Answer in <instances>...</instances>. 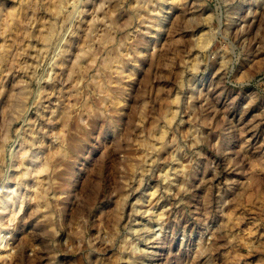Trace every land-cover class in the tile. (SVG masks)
I'll list each match as a JSON object with an SVG mask.
<instances>
[{"label":"rangeland","instance_id":"obj_1","mask_svg":"<svg viewBox=\"0 0 264 264\" xmlns=\"http://www.w3.org/2000/svg\"><path fill=\"white\" fill-rule=\"evenodd\" d=\"M1 203L0 264H264V0H0Z\"/></svg>","mask_w":264,"mask_h":264},{"label":"bare ground","instance_id":"obj_2","mask_svg":"<svg viewBox=\"0 0 264 264\" xmlns=\"http://www.w3.org/2000/svg\"><path fill=\"white\" fill-rule=\"evenodd\" d=\"M62 1H63V0H62ZM57 2H58V0H57ZM65 2H66V1H65ZM65 2H64V3H65ZM54 3H55V2H54ZM50 4H51V3H50ZM55 4H56V3H55ZM55 4H54V5H55ZM58 4H60V2H59ZM52 5H53V4H52ZM65 5H66V4H65ZM65 5H64V6H65ZM53 9H54V8H53ZM53 9H52V11H54ZM49 10H50V9H49ZM50 12H51V11H50ZM61 12H62V4H61V7H60V6L55 7V12H54V13H56V14L58 15V14H61ZM12 14H13V13H11V15H12ZM63 15H64V14H63ZM39 23H40V22H39ZM37 25H38V24H37ZM48 30H49V29H48ZM52 31H53V28L51 27L49 33H47V34L45 35V37H44V36H43V37L50 41L51 38H52L51 35L53 36ZM55 32H56V31H55ZM45 33H46V32H45ZM55 34H56V33H55ZM50 37H51V38H50ZM46 42H48V41H46ZM106 59H107V58H106ZM106 59H105V60H106ZM112 59H114V58H112ZM108 60H109V59H108ZM116 60H117V59H116ZM116 60H115V61H116ZM111 61H112V60H111ZM111 61H110V62H111ZM110 62H109V63H110ZM113 65H114V64H113ZM106 67H107V66H106ZM115 67H116V66H115ZM103 69H105V68H103ZM110 69H112L111 66H110ZM114 70H115V69H114ZM114 70H111V71H114ZM108 71H110V70H108ZM169 114H170V113H169ZM172 115H174V114H172ZM170 116H171V115H170ZM169 120H170V118H169ZM169 120H168V122L171 123ZM162 131H163V130H162ZM164 134H165V133H164ZM164 136H165V135H164ZM164 136H163V137H164ZM160 137H161V135H160ZM161 138H162V137H161ZM148 144H149V143H148ZM147 146H148V145H147ZM34 159H36V158H34ZM33 163H34V162H33ZM46 164H47V163H46ZM48 164H49V162H48ZM38 166H39V165H38ZM43 166H44V165H43ZM43 166H42V167H43ZM47 166H48V165H45V167L43 168V170H46V169H47ZM36 168H37V167H36ZM39 168H40V167H39ZM43 170H42V171H43ZM39 171H40V169H39ZM40 172H41V171H40ZM43 172H44V171H43ZM38 173H39V172H38ZM44 173H45V172H44ZM38 175H41V174H38ZM42 178H43V177H42ZM37 180H38V179H37ZM40 180H41V179H40ZM42 181H44V180H42ZM39 182H40V181H39ZM36 183H37V182H36ZM42 183H43V182H42ZM38 185H39V184H38ZM43 186H44V184H43ZM36 187H37V185H36ZM40 187H41V189H44V188H42V185H41ZM37 189H38V187H37ZM39 191H40V190H39ZM45 191H46V189H45ZM36 192H37V191H36ZM42 193H43V192H42ZM43 194H44V193H43ZM44 196H46V195H44ZM38 197H39V196H38ZM4 200H6V199H4ZM1 201H2V200H1ZM6 201H7V200H6ZM10 201H12V200H10ZM10 201H9V202H10ZM37 201H38V199H37ZM7 202H8V201H7ZM42 202H43V201H42ZM46 203H47V202H46ZM1 204H2V203H1ZM1 204H0V205H1ZM3 204H4V202H3ZM3 204H2V206L0 207V211H2V212L5 211V208H4L5 205L3 206ZM8 204H10V203H8ZM6 206H7V203H6ZM8 208H9V207H8ZM40 209H41V208H40ZM11 218H12V217H11Z\"/></svg>","mask_w":264,"mask_h":264}]
</instances>
